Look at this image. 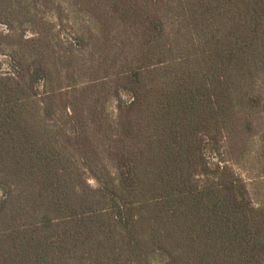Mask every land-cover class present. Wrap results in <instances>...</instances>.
Masks as SVG:
<instances>
[{"label": "trees", "instance_id": "obj_1", "mask_svg": "<svg viewBox=\"0 0 264 264\" xmlns=\"http://www.w3.org/2000/svg\"><path fill=\"white\" fill-rule=\"evenodd\" d=\"M11 1L34 32L0 73V264H264V199L222 159L264 100V0H69L102 33L84 83L66 0Z\"/></svg>", "mask_w": 264, "mask_h": 264}, {"label": "rangeland", "instance_id": "obj_2", "mask_svg": "<svg viewBox=\"0 0 264 264\" xmlns=\"http://www.w3.org/2000/svg\"><path fill=\"white\" fill-rule=\"evenodd\" d=\"M12 2L10 3V0H8L4 4L0 3V18L3 19V22L8 23L0 22V31L10 35L8 38L3 37L0 42V49H2L0 50V73L14 71L9 55L13 51H11V47L6 45L13 43L22 33L28 37L32 36L34 32V28L30 24L22 23L15 17V12L12 15L10 14L12 9H14ZM68 4L69 0H66L65 10L63 11H54L46 8L47 17L57 21L54 25H49L52 29L50 36L53 39V45L58 43L56 52L64 51L65 49L79 52L81 51L79 49L82 48H80L81 45L77 42V38H82L83 41L86 40L89 49L84 52L87 55L74 56V60L77 63L76 70H78L76 77H79L81 81L85 79L82 82L84 83L92 76V74L88 73L92 70L93 62L97 61L94 60V57L99 58V50H97L99 45H97L96 51L94 50V54L89 55L90 49L94 48L95 38L102 36V33L96 25L88 22L87 17H84L82 13L70 11ZM1 6H4L5 9L1 8ZM59 31H62V34ZM58 36H61V38H58ZM65 76L66 72L63 70L61 75L57 76L58 84L63 81L62 79ZM260 92H262L264 99V85ZM105 105L108 111L114 110L115 103L112 101L105 102ZM250 118L254 124L252 130L246 131L244 128H240L238 132L229 135L228 140L224 142L222 159L224 163L233 167L236 173L245 179L252 198L256 203H259L264 199V100L261 107L252 110ZM215 161H218L216 155Z\"/></svg>", "mask_w": 264, "mask_h": 264}]
</instances>
